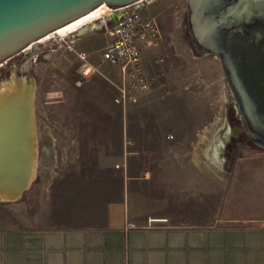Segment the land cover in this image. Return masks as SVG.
I'll return each instance as SVG.
<instances>
[{"label":"rangeland","instance_id":"obj_1","mask_svg":"<svg viewBox=\"0 0 264 264\" xmlns=\"http://www.w3.org/2000/svg\"><path fill=\"white\" fill-rule=\"evenodd\" d=\"M184 2L146 3L162 34L148 66L156 86L126 105L113 99L118 72L110 63L85 73L63 51L55 64L21 65L34 82V174L17 198L0 196V225H95L122 197L136 222L264 224V146L246 135L228 149L235 102L218 56L189 36ZM107 19L94 21L82 49L104 45ZM4 62L1 87L15 70Z\"/></svg>","mask_w":264,"mask_h":264},{"label":"water","instance_id":"obj_2","mask_svg":"<svg viewBox=\"0 0 264 264\" xmlns=\"http://www.w3.org/2000/svg\"><path fill=\"white\" fill-rule=\"evenodd\" d=\"M136 1L0 0V62L91 9ZM187 24L195 47L218 56L248 137L264 146V0H187ZM33 86L32 76L20 69L0 86V196L5 199L20 196L34 174Z\"/></svg>","mask_w":264,"mask_h":264},{"label":"crops","instance_id":"obj_3","mask_svg":"<svg viewBox=\"0 0 264 264\" xmlns=\"http://www.w3.org/2000/svg\"><path fill=\"white\" fill-rule=\"evenodd\" d=\"M131 215L122 197L95 225H0V264H264V224L136 222Z\"/></svg>","mask_w":264,"mask_h":264},{"label":"built area","instance_id":"obj_4","mask_svg":"<svg viewBox=\"0 0 264 264\" xmlns=\"http://www.w3.org/2000/svg\"><path fill=\"white\" fill-rule=\"evenodd\" d=\"M143 1L138 0L116 9L109 8V15L101 13L99 17L89 21L88 23L93 25L94 21L104 20L105 16H108L107 21H104L107 40L103 46L94 50H76L85 72L92 67L97 68V65L103 62L117 67V91L113 99L122 105L135 101L138 94L150 91L156 86L157 75L150 71L148 66L152 65L151 59L155 57L162 42V34L155 15ZM117 12H120L117 20L109 19ZM76 30L77 28H74L63 34L57 31L52 33H56L58 41L61 42L73 36ZM91 55L98 57L90 59ZM159 60L162 61V58Z\"/></svg>","mask_w":264,"mask_h":264},{"label":"flooded vegetation","instance_id":"obj_5","mask_svg":"<svg viewBox=\"0 0 264 264\" xmlns=\"http://www.w3.org/2000/svg\"><path fill=\"white\" fill-rule=\"evenodd\" d=\"M156 1L157 0H148L147 2L143 1V3H155ZM182 14H185L187 17V0H185V2L183 3ZM187 31L190 36L189 28ZM84 33L85 32H75L73 36H69L65 41L61 42L58 41L57 37L54 36L49 42L46 43L45 46L42 43L43 40L33 41L30 44H27L17 53L6 59L5 62L9 63L12 67H14L15 70L21 68V65L23 64L28 67H32L33 65H44L49 62L55 64L54 60L52 59H57L59 57L58 55H61L63 51H72L76 54L77 49H82V47H80L79 45L85 38ZM29 61L31 62L29 63ZM2 64L3 63H1L0 66ZM90 70L91 69L86 70L85 73H88ZM230 105L231 106H229V119L226 132L227 135H225L227 137H225V140L228 145V149L232 151L237 144L244 141L247 132L239 114H237L238 111H236V108L233 104Z\"/></svg>","mask_w":264,"mask_h":264},{"label":"bare ground","instance_id":"obj_6","mask_svg":"<svg viewBox=\"0 0 264 264\" xmlns=\"http://www.w3.org/2000/svg\"><path fill=\"white\" fill-rule=\"evenodd\" d=\"M103 8H108L106 5H100L94 9H91L90 11L82 14L81 16H79L78 18L64 24L61 25L60 27H58L57 29L53 30V31H57L60 34L66 33L68 31H71L74 28H78L80 26H82L83 24L87 23L88 21L92 20L93 18H95L96 16L100 15L103 12ZM109 9V8H108ZM52 34V31L45 34L44 36H41L40 38H38L37 40H44L48 37H50ZM34 40V41H37Z\"/></svg>","mask_w":264,"mask_h":264},{"label":"trees","instance_id":"obj_7","mask_svg":"<svg viewBox=\"0 0 264 264\" xmlns=\"http://www.w3.org/2000/svg\"><path fill=\"white\" fill-rule=\"evenodd\" d=\"M254 163H255V161H254Z\"/></svg>","mask_w":264,"mask_h":264}]
</instances>
